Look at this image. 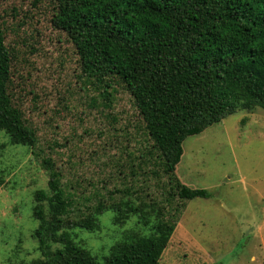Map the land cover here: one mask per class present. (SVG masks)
Here are the masks:
<instances>
[{
	"label": "rangeland",
	"instance_id": "374dc122",
	"mask_svg": "<svg viewBox=\"0 0 264 264\" xmlns=\"http://www.w3.org/2000/svg\"><path fill=\"white\" fill-rule=\"evenodd\" d=\"M53 7L0 0L10 98L36 133L30 149L0 132V264L40 258L33 197L47 192L44 158L60 175L69 220L87 228L72 239L99 264L113 246L148 236L161 246L159 264H264V109L238 108L183 142L175 177L210 195L180 200L131 98L113 86L107 106L51 25ZM41 205L49 225L55 210Z\"/></svg>",
	"mask_w": 264,
	"mask_h": 264
},
{
	"label": "trees",
	"instance_id": "16d2710c",
	"mask_svg": "<svg viewBox=\"0 0 264 264\" xmlns=\"http://www.w3.org/2000/svg\"><path fill=\"white\" fill-rule=\"evenodd\" d=\"M53 5L51 25L73 46L87 80L103 88L107 106L113 86L131 98L177 197L208 198L206 190L190 189L175 177L182 144L238 108L264 109V0H53ZM12 59L0 26V132L11 146L33 149L36 133L10 98ZM41 165L47 192L33 197L40 258L30 264H99L72 239L74 230L87 228L69 220L70 203L53 162L44 158ZM47 199L55 210L49 225L41 205ZM160 256V244L148 236L113 246L100 264H159Z\"/></svg>",
	"mask_w": 264,
	"mask_h": 264
}]
</instances>
